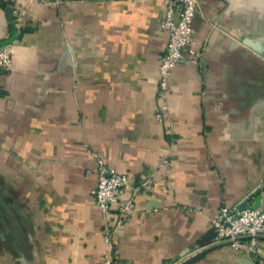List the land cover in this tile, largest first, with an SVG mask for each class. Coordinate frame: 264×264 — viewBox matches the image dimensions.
<instances>
[{"label": "crops", "instance_id": "obj_1", "mask_svg": "<svg viewBox=\"0 0 264 264\" xmlns=\"http://www.w3.org/2000/svg\"><path fill=\"white\" fill-rule=\"evenodd\" d=\"M166 11L167 0H0V46L12 49L0 72V264H104L96 155L148 181L112 264H264L210 244L221 207L254 195L264 208V0H200L201 58L185 51L163 99Z\"/></svg>", "mask_w": 264, "mask_h": 264}, {"label": "built area", "instance_id": "obj_2", "mask_svg": "<svg viewBox=\"0 0 264 264\" xmlns=\"http://www.w3.org/2000/svg\"><path fill=\"white\" fill-rule=\"evenodd\" d=\"M34 5H59L61 0H28ZM200 0H167L166 15L161 22L162 29L169 34V43L159 65L160 96L164 99L170 91L169 80L172 71L185 60V51L192 55L193 60H200V53L193 48L195 44L193 21L198 11ZM26 6L14 10V21H22ZM12 66V49L10 45L0 46V72L8 71ZM167 116V105L164 103L156 119L163 121ZM97 157L98 182L91 194L94 197L104 221L103 237L108 247L104 264H112V245L116 232L124 224L134 209V200L141 187L148 181L135 185L134 178L121 174L109 166L101 157ZM162 167H168L169 161L163 160ZM136 186V187H135ZM132 188V193L123 198L125 190ZM254 201V199H252ZM245 202L241 205L223 206L218 215L211 222L216 236L211 241L212 245H228L236 250H244L253 255H262L261 238L264 234V208ZM252 201V202H253ZM255 202V201H254ZM241 206V207H240ZM117 212V220L111 222L113 211ZM197 249L194 253L199 252Z\"/></svg>", "mask_w": 264, "mask_h": 264}, {"label": "water", "instance_id": "obj_3", "mask_svg": "<svg viewBox=\"0 0 264 264\" xmlns=\"http://www.w3.org/2000/svg\"><path fill=\"white\" fill-rule=\"evenodd\" d=\"M8 10H9V13H10V15H11L12 12H13L12 8H10V9H8ZM11 21L14 22V19H13L12 15H11ZM252 199H254V195L250 196V197L248 198V201H249V200H252ZM244 207H245V203L242 205L241 208H244ZM214 231H215V230H214ZM210 243H211V242H210ZM220 246H224V244H223V245H220ZM200 256H201V255H200ZM189 258H190V257H189ZM189 258H188V259H189ZM188 259L185 260L187 263L193 260V259H191V260L188 261ZM186 262H185V264H186Z\"/></svg>", "mask_w": 264, "mask_h": 264}, {"label": "trees", "instance_id": "obj_4", "mask_svg": "<svg viewBox=\"0 0 264 264\" xmlns=\"http://www.w3.org/2000/svg\"><path fill=\"white\" fill-rule=\"evenodd\" d=\"M14 35H15V33L13 34V36H12V37H14Z\"/></svg>", "mask_w": 264, "mask_h": 264}]
</instances>
